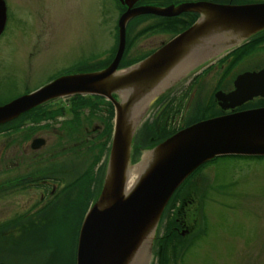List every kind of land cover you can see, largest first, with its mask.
<instances>
[{"label": "water", "instance_id": "obj_1", "mask_svg": "<svg viewBox=\"0 0 264 264\" xmlns=\"http://www.w3.org/2000/svg\"><path fill=\"white\" fill-rule=\"evenodd\" d=\"M140 1L119 0L126 10L118 18L119 45L109 66L64 73L35 91L0 104V126L65 96L97 95L115 107L113 140L108 148L100 192L94 195L81 219L75 264L129 263L144 238H153L168 200L196 167L216 156L264 157V107L234 110L254 97H264L263 67L238 75L232 92L222 90L214 94L219 108L229 113L183 127L156 146H140L139 159L144 154L150 159L131 189L125 190L126 171L140 163V160L132 161L139 123L159 96L190 69L216 60L264 30L262 2L232 5L197 0L165 7L146 4L136 7ZM6 7L5 1L0 0V35L6 29ZM186 12L198 14L187 30L177 33L136 64L118 68L124 55L126 26L134 16L170 18ZM188 58L193 63L187 72L169 80L168 86L154 93L156 86ZM134 111L137 112L133 115Z\"/></svg>", "mask_w": 264, "mask_h": 264}, {"label": "rangeland", "instance_id": "obj_2", "mask_svg": "<svg viewBox=\"0 0 264 264\" xmlns=\"http://www.w3.org/2000/svg\"><path fill=\"white\" fill-rule=\"evenodd\" d=\"M4 1L8 6V18L7 28L0 35V102H7L28 91H35L48 83L53 76L57 77L64 71L74 69L82 71L91 65L94 66L93 63H99L111 54L110 51L115 44L117 20L121 13L117 0ZM186 1L197 0L161 2L155 0L153 4L165 7ZM251 1L264 2V0ZM239 4L243 2L238 0L234 5ZM152 21L146 18L131 23L128 28L131 33L129 37ZM167 38H170L167 32L145 35L136 41L127 59L143 56L147 51L165 42ZM252 57L251 60L237 66L232 71L230 79L243 69L251 68L254 64H263L264 53ZM215 59L217 60L218 57ZM200 71L201 68L190 69L189 73L183 78L180 77L161 95L171 92V96L178 98V101L182 100L184 103L187 101L178 117L181 122L199 114L204 97L211 94V87L216 81L218 72L211 71L209 74H204V79L199 77V83L195 87L196 94L188 97L189 100H184L191 77ZM166 101L168 100H164ZM158 107L149 109L147 116L139 123V128L146 120L150 121L156 117ZM5 133L0 135V181L13 177L8 167L10 160L19 161V171L22 170L21 162L24 157L20 155L23 153V148L29 149L26 145H14L15 155L10 156L12 153L11 148H8L9 138ZM48 138L51 143L56 140L52 133L48 134ZM139 138L136 140L138 141ZM53 147L45 145L36 152L43 154ZM139 158L140 156L138 161ZM192 184L195 189H188V199L190 198L191 204L185 207L182 218L186 222L183 228L188 229L183 237H189L188 234H194V231H197V237L185 245L179 260L175 258L172 264H264V158H219L215 162L207 163L195 174ZM204 191L205 199L200 202L202 209L199 212L197 199ZM25 197L20 191L15 192V195H10L7 190L0 194L1 225L6 224L7 220L4 219L8 214L15 212L14 216H16V212L22 208L21 203ZM78 215L74 214L72 218ZM17 218L20 217L16 216ZM202 218L203 223L196 226ZM69 228L71 229V227H59L52 231L51 237L49 236L51 231L47 232L45 239L33 242V246H36L31 250L29 247L32 243L29 242L27 233L23 232L20 235L21 232L16 229L13 233L16 249L11 253L12 258L6 259L1 256L0 264H8V262L46 264V259L51 257L50 254L59 256L63 243L71 248L73 235ZM157 233L161 232L157 230L153 238L148 239L151 243L147 245L144 259L139 264H156L154 239ZM6 241L7 238L4 239V243Z\"/></svg>", "mask_w": 264, "mask_h": 264}, {"label": "flooded vegetation", "instance_id": "obj_3", "mask_svg": "<svg viewBox=\"0 0 264 264\" xmlns=\"http://www.w3.org/2000/svg\"><path fill=\"white\" fill-rule=\"evenodd\" d=\"M158 1L161 2V0ZM226 1L228 3V0ZM143 2L146 3V1ZM137 5L142 4L138 3ZM168 39L170 38H167L165 42L156 46V48L147 51L144 55L147 56L156 52V49L167 43ZM262 53H264V42L245 59L243 58L236 64L233 63L231 72L226 76H224L223 71L231 66L232 57L224 62L220 59L201 65L200 73L191 77L190 84L187 86L185 94L187 99L196 94V85L193 84L199 82V77L204 79V74H209L211 71L218 72L215 78L216 81L211 87L212 95L222 90L225 93L232 92L233 82L237 75L243 71L261 70L264 67V62L243 69L230 79L232 71L243 62L251 60L252 56ZM191 86L194 88L192 89ZM210 95L206 96L205 99L210 98ZM96 96H89L92 98L86 100L90 102L89 105L76 106L74 110H72L70 99L54 100L46 108L49 109L55 106L57 110L59 109L58 111L56 109L38 113L34 111L27 119L14 123L8 129L0 131V135L7 132L5 134L9 138L8 148H11L10 152L12 153L10 156L15 155L14 145H26L29 148L26 147L25 150L23 148V153L20 155L24 157L21 162L23 165L22 170L19 171V161L10 160L8 167L13 177L0 181V194L7 190L10 195H15V192L20 191L26 196L22 200V208L16 212V216L20 218L16 219L15 212H13L4 219L7 220L5 225L0 224V257L12 258L11 253L16 249V242H13V233L16 229L28 232L32 229L45 228L43 224H35V222L39 220L41 215L51 209H55L53 211L58 216L80 215L79 210L85 200L93 198L95 194L100 192L101 179L108 160V148L109 145L111 146V140L113 139L114 106L107 99L98 96L103 100L95 99ZM262 102L264 103V97H255L252 102L243 104L242 108L247 107L246 109H248L254 107V104L258 105ZM160 103L162 102L160 101L158 104L161 105ZM161 110L162 107H159L157 116H159ZM49 133L56 137L54 143H51L48 138ZM156 139L157 137L154 138L153 136L150 138L153 142ZM34 145L38 147L32 148ZM45 145L54 147L49 148L43 154L36 152ZM140 145L141 143L134 144V146ZM88 207L89 205H87L86 210ZM30 221H33V225ZM185 224L184 219L177 221L179 234H184L188 230L183 228ZM5 238H7L6 243H4ZM8 264L10 263L8 262Z\"/></svg>", "mask_w": 264, "mask_h": 264}, {"label": "trees", "instance_id": "obj_4", "mask_svg": "<svg viewBox=\"0 0 264 264\" xmlns=\"http://www.w3.org/2000/svg\"><path fill=\"white\" fill-rule=\"evenodd\" d=\"M146 1V3H152V1L154 0H144ZM220 1V3H226V0H217ZM216 1V2H217ZM232 3H236V1L238 0H231ZM241 2H247V1H243V0H239ZM251 0H249L248 2H250ZM121 13L123 12V10H120ZM155 21L150 22L148 25H145L144 28H142L141 30H139L138 33H134V35L130 36L131 34L130 31H128L129 25L131 23L134 22H138V21H143L144 19H150V18H155ZM198 14H194V13H182L179 16L176 15V17H165V18H161V17H157V16H152V15H147L144 14L143 16H139V17H134V19L132 20L131 23L128 24L127 26V30H126V42L127 44L125 45V51H124V55L122 56V59L120 61V66L119 68H123L126 65H131L134 64L137 60H141L142 58H144L146 55L144 56H140V57H136V59H127V56L130 55L129 51L130 49L135 45L136 41H138L139 39L145 37V35H152V34H156V33H169V35L171 37L175 36L178 32H182L187 30V27L191 26L196 20H197ZM116 44L117 43V27H116ZM264 42V31L261 32V34L257 35L255 38H252L251 41H249L246 44H242L240 46V48L236 49V50H232L230 51L229 54H227L226 56H224L223 58L221 57V61H227L228 59H230L232 57V61H231V66H228V68L226 69V71H223L224 76H226L229 72H231L232 68H233V63H238L239 61H241L243 58L245 59L246 56L250 55L253 51H255L256 49L259 48L260 45H262V43ZM116 44L114 45L113 49H112V54L111 56H109L108 58L104 59V61H101L99 63H95L94 66H90L89 69H83L86 71H94L95 69H101L104 68V66H108L110 61L112 60V58L115 55V48H116ZM82 70V71H83ZM197 83H199L198 81L196 82V84L194 83L193 85H197ZM191 88L193 89L194 87L191 86ZM212 93L210 95V98L205 100L204 97V102L203 104H201L200 109L198 111V115L196 116H191L188 117L185 122L182 121L180 119H178V117L180 116V111L182 109H184V105H186V102L184 103V101L180 100L178 101V98H175L173 96H171V93H169V95L167 97H165L163 100H160L161 102H164V100H168L166 102H164L165 106L162 108L161 112L159 113V117L154 118L153 120L150 121H146L145 124L143 125V128L141 129V131L138 134L139 140L137 141L138 144H142L140 146L142 147H146V148H150V146H154L157 142L161 141V139H165L167 137H170L171 134L177 132L178 130H181L182 127H187L192 125V123L194 122H198L202 119H208V118H212V116H220L223 115V113H225L224 111H221L218 106L216 105V102L213 100L212 97ZM91 100V97H74V99L71 100L72 102V110H74V108L83 106V105H89L90 102L86 101V100ZM95 99L98 100H103L101 98H98L97 96L95 97ZM187 99V96H186ZM185 100V97H184ZM189 100V98H188ZM6 102V101H5ZM5 102H0V103H5ZM159 103V102H158ZM163 104V105H164ZM264 103H260V104H254L255 106H262ZM161 105V106H163ZM250 107V106H248ZM247 108V107H246ZM56 108L55 106L47 109L45 105L41 106V107H37V108H33L31 112L28 113H24L22 114L21 117H19L16 120H12L11 123L9 124H2V126H0V131L2 129L6 130L9 127L12 126V124H16L21 122L24 119H27V117L33 113L34 111L36 113L38 112H43V111H54ZM59 110V109H58ZM56 109V111H58ZM156 136L157 139L155 140V142L151 141L150 138L151 137ZM136 148L133 149V154H132V161H135L138 159V155H139V147L135 146ZM235 157H241L239 155H235V156H230V155H225L223 157L220 156H216L214 157L212 160L210 161H206L204 162V164H202L200 167H196L194 169V171L187 176V178L184 179V181L181 183V185L179 187H177V189L174 191L173 195L171 196V199L168 200L167 204L164 207V212L162 213L161 216V222L160 224V229L162 231V233H160L159 235H157L155 237V244L154 247L156 248L155 252V263L156 264H172V262L175 260V258H179V256L181 255V253H183V249L186 247L185 245L189 244L190 242H192L193 238L197 237V231H194V234L189 233L188 235H190L189 237H181V235L178 233V226H177V221L182 220L183 215L185 213L186 210V206H188L189 204H191V200L190 198L188 199V194L189 191L188 189H195V187L192 184V178L194 177L195 174H197L198 172L201 171V169L206 166L207 163H212L215 162L216 160L220 159H225V158H230L233 159ZM262 156H257V157H251V156H246V157H241V158H260ZM264 158V157H262ZM196 192V191H195ZM194 192V194H195ZM205 191L201 194V196L199 195V198L197 199V202L199 203V206L197 205V208L200 212L201 205L200 202L205 199L204 197ZM197 195V194H196ZM91 199V198H90ZM90 199H86L85 203L81 205L79 213L80 215H78L76 218H72L74 215H69V216H62V215H56L55 209H51L48 210V212H46L45 214L41 215L39 217V220L35 222V224L41 223L43 224V226L45 228L42 229H37V230H28L27 233V237L30 243V250L36 246H33V242H39V240H43L45 239V235H47V232L51 231L49 233V236L51 237L52 231L59 229V227H71V231H72V240H71V248L68 246H65L64 243L61 245L62 248L60 250V253L58 254L59 256L61 255V257L59 256H53V255H49L51 256L50 258L48 257V259H46V264H74V258H75V247H76V237H78L77 233H78V229L80 226V221L82 218V215H84V211L86 210L87 205H89V200ZM199 200V201H198ZM201 218V215H200ZM30 223L33 225V221H30ZM203 223V218L200 221V223H197V225H200ZM71 225V226H68ZM46 230V232H45ZM20 235L23 233V231H20ZM25 232V231H24ZM40 238V239H39ZM47 241V240H46ZM39 247V245H37ZM43 246V245H42ZM50 247V246H47ZM37 248V247H35ZM177 248H179L177 250ZM28 253V252H27ZM64 253V255L62 254ZM56 258H59V260H56ZM52 261V262H51ZM51 262V263H50ZM45 264V263H42Z\"/></svg>", "mask_w": 264, "mask_h": 264}, {"label": "bare ground", "instance_id": "obj_5", "mask_svg": "<svg viewBox=\"0 0 264 264\" xmlns=\"http://www.w3.org/2000/svg\"><path fill=\"white\" fill-rule=\"evenodd\" d=\"M203 43L204 42H202V46L204 45ZM190 63L192 64L193 62L188 58L184 63L179 64L178 67L174 71H172V74H168L167 79L164 82H162V84L156 86V88L154 89V93H157L159 90H162L164 87L168 86L170 83L169 80L172 81L173 79L178 77L180 74L182 75L183 73H186L187 70L189 69ZM136 112L137 111H134L133 115L136 114ZM142 158L143 159H141L140 163L130 166L125 173L126 181L124 182L125 183L124 188L125 190H127V192L131 189L134 182L137 180L138 176L141 174L142 170L145 169L144 166L146 165L148 159H150L148 157V154H144ZM148 239H149L148 237L144 238V241H142L143 243L138 246L137 250L134 252L135 255L131 257L129 263L127 264H139V262L142 259H144V256L146 254L145 251L148 247L147 245L149 244Z\"/></svg>", "mask_w": 264, "mask_h": 264}]
</instances>
